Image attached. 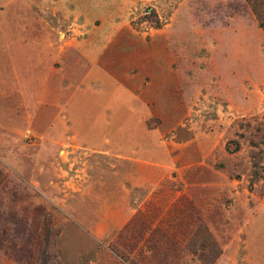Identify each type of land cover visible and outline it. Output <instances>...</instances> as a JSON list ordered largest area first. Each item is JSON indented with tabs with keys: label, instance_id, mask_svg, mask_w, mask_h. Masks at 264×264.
<instances>
[{
	"label": "rangeland",
	"instance_id": "1",
	"mask_svg": "<svg viewBox=\"0 0 264 264\" xmlns=\"http://www.w3.org/2000/svg\"><path fill=\"white\" fill-rule=\"evenodd\" d=\"M0 264H264V0H0Z\"/></svg>",
	"mask_w": 264,
	"mask_h": 264
},
{
	"label": "trees",
	"instance_id": "2",
	"mask_svg": "<svg viewBox=\"0 0 264 264\" xmlns=\"http://www.w3.org/2000/svg\"><path fill=\"white\" fill-rule=\"evenodd\" d=\"M204 259V258H203ZM206 260V259H205Z\"/></svg>",
	"mask_w": 264,
	"mask_h": 264
}]
</instances>
